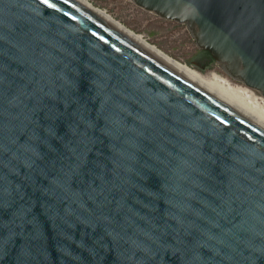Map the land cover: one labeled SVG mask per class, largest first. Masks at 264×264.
<instances>
[{"label":"water","instance_id":"95a60500","mask_svg":"<svg viewBox=\"0 0 264 264\" xmlns=\"http://www.w3.org/2000/svg\"><path fill=\"white\" fill-rule=\"evenodd\" d=\"M264 95V0H133ZM0 264H264V123L74 0H0Z\"/></svg>","mask_w":264,"mask_h":264},{"label":"rangeland","instance_id":"374dc122","mask_svg":"<svg viewBox=\"0 0 264 264\" xmlns=\"http://www.w3.org/2000/svg\"><path fill=\"white\" fill-rule=\"evenodd\" d=\"M90 1L97 7L108 11L133 31L142 34L151 43L177 60L205 74L215 71L229 78L233 83L243 84L226 73L215 61L208 66L200 65L197 58L199 47L184 23L162 18L136 4L133 0Z\"/></svg>","mask_w":264,"mask_h":264},{"label":"bare ground","instance_id":"6f19581e","mask_svg":"<svg viewBox=\"0 0 264 264\" xmlns=\"http://www.w3.org/2000/svg\"><path fill=\"white\" fill-rule=\"evenodd\" d=\"M78 2L79 4L83 5L90 11L94 12L101 18L105 19L145 47L149 48L162 58L166 59L173 65L177 66L181 70L185 71L189 75L193 76L203 84L207 85L262 123H264V95L260 93L258 90H256L253 87H250L249 85L243 83V84H236L233 83L229 78L223 76L222 74L218 72H211L209 74H205L187 63L181 62L180 60H177L176 58L170 56L165 51H163L161 48H159L157 45L151 43L149 40H147L142 34L137 33L136 31H133L129 27H127L125 24H123L121 21H119L117 18H115L112 14H110L105 9H102L100 7H97L95 4H93L90 0H74ZM259 93H257L256 91Z\"/></svg>","mask_w":264,"mask_h":264},{"label":"flooded vegetation","instance_id":"af4514ba","mask_svg":"<svg viewBox=\"0 0 264 264\" xmlns=\"http://www.w3.org/2000/svg\"><path fill=\"white\" fill-rule=\"evenodd\" d=\"M200 52H198V61L200 62V65H202V66H208V65H210V64H212L214 61H215V59L214 58H212V57H210V56H207V55H201V54H199ZM214 59V60H213Z\"/></svg>","mask_w":264,"mask_h":264},{"label":"trees","instance_id":"16d2710c","mask_svg":"<svg viewBox=\"0 0 264 264\" xmlns=\"http://www.w3.org/2000/svg\"><path fill=\"white\" fill-rule=\"evenodd\" d=\"M199 54H201L202 56L204 55L205 56V54H203V53H201V51H200V49H199ZM199 55H197V57H198ZM214 60V59H213Z\"/></svg>","mask_w":264,"mask_h":264},{"label":"snow or ice","instance_id":"6c2138e0","mask_svg":"<svg viewBox=\"0 0 264 264\" xmlns=\"http://www.w3.org/2000/svg\"><path fill=\"white\" fill-rule=\"evenodd\" d=\"M45 3H48V0H44Z\"/></svg>","mask_w":264,"mask_h":264}]
</instances>
